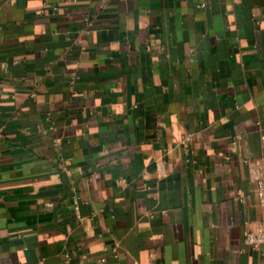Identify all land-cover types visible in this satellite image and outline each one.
Here are the masks:
<instances>
[{
  "label": "crops",
  "instance_id": "crops-1",
  "mask_svg": "<svg viewBox=\"0 0 264 264\" xmlns=\"http://www.w3.org/2000/svg\"><path fill=\"white\" fill-rule=\"evenodd\" d=\"M0 129V264H264V0H0Z\"/></svg>",
  "mask_w": 264,
  "mask_h": 264
},
{
  "label": "built area",
  "instance_id": "built-area-1",
  "mask_svg": "<svg viewBox=\"0 0 264 264\" xmlns=\"http://www.w3.org/2000/svg\"><path fill=\"white\" fill-rule=\"evenodd\" d=\"M1 132V129H0ZM257 193L261 205L264 207V178L257 181ZM76 212H79L78 201L74 202ZM245 241L248 245L258 248L264 245V213L258 223L257 228L248 230L245 234Z\"/></svg>",
  "mask_w": 264,
  "mask_h": 264
}]
</instances>
